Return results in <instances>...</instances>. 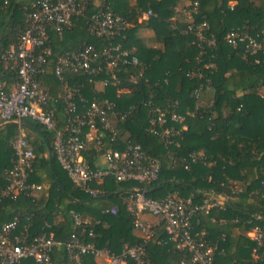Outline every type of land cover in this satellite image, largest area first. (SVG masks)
Segmentation results:
<instances>
[{
  "label": "trees",
  "instance_id": "obj_1",
  "mask_svg": "<svg viewBox=\"0 0 264 264\" xmlns=\"http://www.w3.org/2000/svg\"><path fill=\"white\" fill-rule=\"evenodd\" d=\"M36 1L0 0V83H3L4 91L16 83V76L5 67L3 54L16 46L19 35L28 26L26 14ZM101 1L89 0L82 16L72 19L69 29L60 35L46 31V45L51 49L52 57L47 71L37 79L52 100L58 99L62 92V83L52 73L56 58L75 51L82 43L99 52L110 42L106 38L92 37L86 29L89 17L104 7ZM106 2L113 14L128 23L121 47L130 51L139 62L136 68L121 70L125 76L141 71V76L132 85L120 74L118 86H106L96 92L85 75H66L65 78L68 84L81 85L84 100L105 98L114 104L116 111L126 112L122 120L113 122L117 137L138 144L147 155L159 160L158 179L150 185H139L116 183L106 178L99 184H91L90 187L99 194L90 197L72 187L66 173L58 166L52 153V134L24 119L39 131L23 129L33 154L28 183L43 189L30 194L20 193L14 199L0 197V227L17 218L18 230L25 227L30 235H34L49 225L46 232L56 242L62 243L75 234L92 243L95 249L116 255L124 246L141 241L140 234L132 227L125 201L132 188L139 189L150 199H161L175 192L181 198L190 196L198 202L221 195L227 198L223 210L212 208L207 214L199 213L192 221L194 232L203 231L209 241L224 236L218 244L221 252L215 254L212 264H264V261L251 260L254 243L245 235L252 227H264V199L260 186L264 181V66L260 61L255 64L256 59L260 60L259 56L243 59L240 48L232 49L223 41L224 35L236 28L264 32V0H199L193 22H206L205 37L213 39L212 47L205 44L199 47L192 35L182 33L186 24L173 13L180 0ZM147 11L153 16L141 19ZM142 31L151 32V42L156 47H149L147 39L139 37L138 33ZM207 64L212 68H204ZM193 70H199L202 77H185ZM99 79L101 77H94L91 81ZM122 88L128 92L119 94L117 90ZM195 91L198 97L194 96ZM148 104L183 118L185 130L172 138L167 148L156 135L146 131L151 119ZM48 107L54 110L57 126L61 127L65 119L62 105L50 102ZM168 125L175 129L180 127ZM20 129L14 122L0 124V190L7 184L5 174L14 159L10 142L18 136ZM191 153H201L202 158L189 163L188 169L184 170ZM93 155L96 153L92 151L84 154L90 166ZM228 181L241 184L243 193L232 195ZM108 208H114L115 214L101 213ZM70 212L89 220L91 238L87 236L89 228L82 231L74 226ZM146 254L151 264H179L181 259V253L174 250L160 230L154 240L146 244ZM51 260L52 264L68 262L61 248L53 249ZM82 264L96 262L91 255H86L82 257Z\"/></svg>",
  "mask_w": 264,
  "mask_h": 264
},
{
  "label": "built area",
  "instance_id": "obj_2",
  "mask_svg": "<svg viewBox=\"0 0 264 264\" xmlns=\"http://www.w3.org/2000/svg\"><path fill=\"white\" fill-rule=\"evenodd\" d=\"M89 0H37L26 14L27 28L19 35L16 46L3 54L5 67L14 73L16 83L4 91L0 83V124L17 123L20 120H30L45 131L52 134V153L58 166L66 173L72 187L90 197L99 194L91 188V184H99L106 178L116 183L133 182L139 185H150L158 179L160 163L155 157L147 155L138 144L122 141L117 137L113 122L122 120L126 112L115 110L114 104L105 98L84 100L81 95V85L68 84L66 75H85L92 83L93 91L104 87H116L121 83V68H136L137 58L121 47L124 32L128 23L118 15L113 14L106 2L104 7L89 17L87 32L95 38H106L110 42L99 52L91 45L82 43L75 51L57 57L53 66L54 77L62 83V92L58 99L52 100L37 77L47 71L52 57L51 49L46 45V31H54L57 35L69 29L72 19L82 16ZM173 8V13L179 15L186 27L183 34H190L197 45L214 46L213 39H207L206 22L195 24L193 16L198 13L199 0H184V4ZM153 16L150 11L142 14L141 19ZM175 19V18H174ZM117 40L113 43L114 40ZM224 43L232 48L242 50V58L246 56L260 57L264 66V32H250L246 27L228 31L223 37ZM201 53H199L200 55ZM102 61V62H100ZM204 68H212L207 64ZM125 76V75H124ZM141 76V71L125 76V81L134 85ZM101 77L96 81L91 78ZM188 79L202 77L199 70L187 72ZM99 87V88H98ZM119 94L128 91L117 90ZM198 92L194 96L198 97ZM50 102L60 103L65 119L61 127L57 126L54 110L49 108ZM79 105V109H78ZM151 119L146 131L156 135L162 145L167 148L172 138L185 130L183 118L174 112H167L150 104ZM192 116V114H191ZM171 124L180 125L175 129ZM13 154L11 169L5 174L7 184L0 190V197L14 199L20 193H35L43 188L40 185L28 183V173L31 170L33 154L28 147L25 135L18 136L10 142ZM96 153L91 156L90 166L84 154ZM201 153H191L183 169L187 170L189 163L201 159ZM230 193H243L241 184L228 181ZM261 198L264 199V181L260 182ZM127 211L132 217V227L140 234L141 241L129 247L124 246L119 254H110L106 250H97L92 243L85 242L80 236L72 234L62 243L53 240L46 230L30 235L25 227L18 230V219L0 227V264H52L51 253L54 248H61L67 257V264H82V257L91 255L96 264H151L146 254V244L154 240L156 232L162 231L172 244L174 250L181 253L179 264H212L215 254L220 253L218 244L224 236L216 241H209L203 231L194 232L192 221L199 213L207 214L212 208L223 210L226 197L218 195L195 202L193 197L181 198L177 193H168L161 199H150L137 188L125 198ZM102 214H115L114 208L101 211ZM146 215L155 219L149 223L141 218ZM75 227L89 228L88 238L92 237L91 223L87 219L70 212ZM45 230V231H44ZM246 237L254 243L251 249L253 262L264 261V227H252L246 232Z\"/></svg>",
  "mask_w": 264,
  "mask_h": 264
},
{
  "label": "crops",
  "instance_id": "obj_3",
  "mask_svg": "<svg viewBox=\"0 0 264 264\" xmlns=\"http://www.w3.org/2000/svg\"><path fill=\"white\" fill-rule=\"evenodd\" d=\"M181 5L184 4V0H181ZM139 37L141 38H146L147 39V45L149 47H156L157 45H155L154 43L151 42V32L149 31H142V32H139ZM99 88V87H98ZM24 128L20 129L19 130V134H23L26 136V132L23 130ZM226 203H227V198H226ZM141 218L149 223H154L155 222V219L152 218V217H149V216H146V215H142ZM246 234V233H245Z\"/></svg>",
  "mask_w": 264,
  "mask_h": 264
},
{
  "label": "water",
  "instance_id": "obj_4",
  "mask_svg": "<svg viewBox=\"0 0 264 264\" xmlns=\"http://www.w3.org/2000/svg\"><path fill=\"white\" fill-rule=\"evenodd\" d=\"M17 124H18L21 128L28 129V130H30V131H32V132H35V133H39V131H38L37 129H35L34 127H32L30 124H28L27 122H25V121H23V120L18 121ZM41 136H42V135H41ZM42 138H43V136H42ZM48 151H49V161H51V155H52V154H51V151H50L49 148H48ZM57 186H58V188L60 189V191H61L64 195H66L65 191L63 190V188H62L59 184H57Z\"/></svg>",
  "mask_w": 264,
  "mask_h": 264
}]
</instances>
